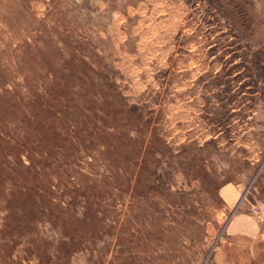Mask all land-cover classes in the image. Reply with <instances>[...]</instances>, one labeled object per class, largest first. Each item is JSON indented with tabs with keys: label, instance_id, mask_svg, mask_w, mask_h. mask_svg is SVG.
<instances>
[{
	"label": "rangeland",
	"instance_id": "374dc122",
	"mask_svg": "<svg viewBox=\"0 0 264 264\" xmlns=\"http://www.w3.org/2000/svg\"><path fill=\"white\" fill-rule=\"evenodd\" d=\"M264 222V0H0V264H217Z\"/></svg>",
	"mask_w": 264,
	"mask_h": 264
},
{
	"label": "crops",
	"instance_id": "0c3cea01",
	"mask_svg": "<svg viewBox=\"0 0 264 264\" xmlns=\"http://www.w3.org/2000/svg\"><path fill=\"white\" fill-rule=\"evenodd\" d=\"M226 239L217 264H264V222L240 210L225 227Z\"/></svg>",
	"mask_w": 264,
	"mask_h": 264
}]
</instances>
